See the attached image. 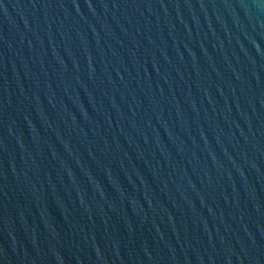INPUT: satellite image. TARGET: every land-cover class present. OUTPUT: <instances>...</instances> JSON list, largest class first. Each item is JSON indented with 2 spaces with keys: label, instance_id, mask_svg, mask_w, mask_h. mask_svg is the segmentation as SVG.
<instances>
[{
  "label": "water",
  "instance_id": "95a60500",
  "mask_svg": "<svg viewBox=\"0 0 264 264\" xmlns=\"http://www.w3.org/2000/svg\"><path fill=\"white\" fill-rule=\"evenodd\" d=\"M0 264H264V0H0Z\"/></svg>",
  "mask_w": 264,
  "mask_h": 264
}]
</instances>
